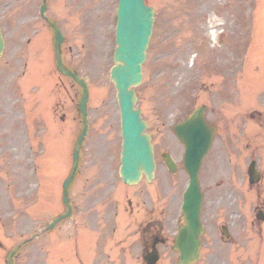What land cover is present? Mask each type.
<instances>
[{"label":"rangeland","instance_id":"374dc122","mask_svg":"<svg viewBox=\"0 0 264 264\" xmlns=\"http://www.w3.org/2000/svg\"><path fill=\"white\" fill-rule=\"evenodd\" d=\"M41 2L0 0V27L4 39L0 56L2 134L11 137L6 143L12 150L18 140L24 139L16 125L15 104L10 102V97H16L24 81L35 95L36 115L33 111L31 119L38 117L41 140L38 142L36 176L26 170L20 173L23 167L17 163L11 167L14 173H7L8 167L0 170V193L5 194L0 207L3 213L8 214L4 249L15 243L9 239L10 232L22 231L23 237L15 239L20 241L64 210L60 183L69 164L59 168L58 163L62 161L56 164L50 155L55 153L54 146L60 141L55 137L61 138V142L66 141V155L71 163L74 141L82 128L76 106L80 89L66 78L59 80L50 66L53 36L45 21L38 16ZM146 2L154 6L156 15L143 79L136 91L137 106L149 123L147 130L155 143L156 156L159 157L165 149V141L174 139L171 126L200 101H206L211 110H220L218 116L208 114V119L212 123L217 122L219 127H225L223 137L229 140V145L230 141L234 143L239 139L240 133L244 137L248 135L249 140L246 144L236 142L227 152L220 150V145L215 142L203 161L200 171L204 193L201 217L205 233L202 236V260L198 264H264V223H256L252 211L253 206L264 203V200H257L258 189H247L245 201L239 197L243 192L244 165L249 159L245 150L247 144L251 146L248 149L250 157L258 155L262 158L260 165L264 168V116L261 126L245 118L246 113L257 107L264 109V104H260V94L264 93V73H259L258 62L260 57H264V0ZM115 6L116 0H47L46 15L58 23L65 35L66 60L89 84V133L83 146L80 173L71 189L74 203L83 210H76V213H94L101 207L99 203L97 205V199L107 193L110 197L114 192V198L120 202L128 197L130 191L118 175L120 123L115 89L109 79L114 48L110 18ZM250 10H254V18L249 16ZM212 29L216 31L215 35ZM32 41H44L43 45L36 44L42 53L34 58L41 61L42 69L35 67L26 79V74H23L27 70V61L31 59ZM242 56L244 63L240 62ZM257 77H263V86H259ZM212 85L217 89L209 99L207 88ZM47 88L52 95L43 104L41 92ZM45 91L42 92L44 99L47 98ZM27 110L29 116L30 110ZM27 127H30V122ZM260 141H263L262 146ZM172 153L178 161L180 151L173 150ZM158 181H164L167 188L163 198L167 205L164 223L171 237L179 223L176 222L179 217L177 207L187 177L181 169L172 176L167 174L158 161L155 183ZM101 183L104 188L100 190ZM143 184L135 189L146 188ZM25 189L28 190L25 192ZM260 198L264 199V192ZM105 213L110 215V211ZM70 221L56 227L55 234H64L61 231ZM222 224L228 228V240L221 236ZM49 235L46 232L41 237L43 239L25 245L19 264H48L51 250L46 241ZM3 253L4 250H0L1 258ZM170 260L171 255L164 250L161 264H169Z\"/></svg>","mask_w":264,"mask_h":264},{"label":"water","instance_id":"95a60500","mask_svg":"<svg viewBox=\"0 0 264 264\" xmlns=\"http://www.w3.org/2000/svg\"><path fill=\"white\" fill-rule=\"evenodd\" d=\"M43 10V9H42ZM153 11L146 10L140 0H122L118 15V33L116 42L118 44L114 53V62L117 63L111 69V79L117 89L118 103L122 117V168L121 174L126 182H134L144 171L150 175L153 168L152 151L149 144V136L143 134L146 123L141 119L140 110L134 109L136 96L134 90L129 87L138 84L141 79V63L144 60V50L147 46ZM56 40L60 41L61 36L55 27ZM2 40L0 37V49ZM57 67L64 74L76 75L65 69L59 58L58 45H56ZM83 85V83H81ZM83 96L81 99V110L85 115V102L87 91L83 85ZM87 125L78 138L77 146L73 155V167L69 177L64 181V200L67 201V187L73 176L78 161V148L86 132ZM174 132L186 144L184 166L189 172L191 183L187 192L186 222L187 226L182 229L178 238L181 260L192 258L196 254V246L201 225L199 222V209L201 195L197 189L196 175L199 164L210 144L209 128L204 124L201 114L194 113L185 122L174 127ZM52 224L49 226L51 227ZM188 244V245H187ZM187 245L184 249V246Z\"/></svg>","mask_w":264,"mask_h":264},{"label":"flooded vegetation","instance_id":"af4514ba","mask_svg":"<svg viewBox=\"0 0 264 264\" xmlns=\"http://www.w3.org/2000/svg\"><path fill=\"white\" fill-rule=\"evenodd\" d=\"M95 227L97 229V236L95 239L97 259H98V220L96 221ZM141 235H143V240L140 237V243L142 248H151L154 241H156V246L164 245L166 243V238L163 236L165 233V227L161 222L155 221L153 218H149L140 226Z\"/></svg>","mask_w":264,"mask_h":264},{"label":"bare ground","instance_id":"6f19581e","mask_svg":"<svg viewBox=\"0 0 264 264\" xmlns=\"http://www.w3.org/2000/svg\"><path fill=\"white\" fill-rule=\"evenodd\" d=\"M211 26H213V24H211ZM215 33V31H213Z\"/></svg>","mask_w":264,"mask_h":264}]
</instances>
